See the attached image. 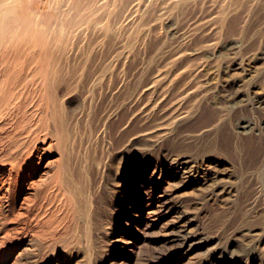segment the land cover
Instances as JSON below:
<instances>
[{
    "label": "rangeland",
    "instance_id": "1",
    "mask_svg": "<svg viewBox=\"0 0 264 264\" xmlns=\"http://www.w3.org/2000/svg\"><path fill=\"white\" fill-rule=\"evenodd\" d=\"M10 12L54 34L100 24L55 35L82 68L64 64L63 147L37 158L31 135L0 142V264H264V0H22Z\"/></svg>",
    "mask_w": 264,
    "mask_h": 264
},
{
    "label": "bare ground",
    "instance_id": "2",
    "mask_svg": "<svg viewBox=\"0 0 264 264\" xmlns=\"http://www.w3.org/2000/svg\"><path fill=\"white\" fill-rule=\"evenodd\" d=\"M19 1L22 0H0V71H4L5 74L4 85H0V142L11 140L16 145L24 139L28 140L31 135L33 152L37 158H40V153L50 152L53 146L57 149L62 148L66 138V115L62 102L63 97H61V87L64 84L62 73L68 67H65L64 64H70L71 57L63 56L54 50H57V42L59 41L55 35L65 31L69 33L76 31L77 33H74L77 35L82 31L83 25L85 30L89 31L98 26L100 22L93 19L87 23H77L75 24L76 29L64 27L54 34L55 28L50 29L49 24L39 16L23 15L20 18L13 16L10 10L15 8ZM104 28L105 34H107V23L104 24ZM51 30L53 31L51 32ZM7 34L11 35L8 36ZM71 60L73 62V58ZM81 70V67L70 64L69 72L71 75L77 74ZM182 74L183 72L179 75L176 74L175 78H172L171 75L172 79L168 78L169 74H158L152 81L148 83L145 81L144 85L147 89L161 91L163 86L177 80ZM229 79L231 80V78ZM233 98L235 97L233 96ZM253 104L264 109V98L255 99ZM183 117L185 116L181 115L180 118ZM239 128L243 132H248L251 129V124L244 122ZM26 134L27 136H24ZM39 143L41 147H37ZM30 159L33 163L34 154H31ZM189 163V161L184 160L178 164L183 167ZM194 168L197 169L196 165ZM22 170L23 168H21ZM58 176V174L52 175V179L60 184L57 186L58 194L63 195L68 206H74L75 195L73 191L66 182L57 181Z\"/></svg>",
    "mask_w": 264,
    "mask_h": 264
}]
</instances>
